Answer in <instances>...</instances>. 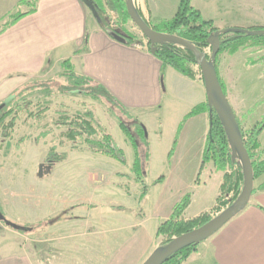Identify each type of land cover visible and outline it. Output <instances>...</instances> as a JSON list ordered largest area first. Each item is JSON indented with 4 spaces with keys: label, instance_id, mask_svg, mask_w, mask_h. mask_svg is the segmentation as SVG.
<instances>
[{
    "label": "crops",
    "instance_id": "obj_1",
    "mask_svg": "<svg viewBox=\"0 0 264 264\" xmlns=\"http://www.w3.org/2000/svg\"><path fill=\"white\" fill-rule=\"evenodd\" d=\"M21 1L0 0V25L5 26L8 17L17 11ZM162 1L164 0H134V4L143 19L157 24L173 19L176 14L173 6L171 12L167 10L172 18H166ZM192 4L197 8L195 0ZM197 10L206 20L213 21L220 30L243 25L237 19L221 18L217 21L201 8ZM21 11L27 12L30 9L22 7ZM254 25L264 27V20ZM263 56L264 50L251 48L239 50L235 54L227 52L219 58V75L226 86L228 101L241 127L249 122L244 115L245 105L241 103V95L238 93L242 87V74L245 70H252L259 65L264 71V62L260 61ZM250 58L257 59L248 68L246 61ZM66 61H70L78 76L103 85L132 117L145 126L149 137L151 162L155 146L161 143L163 125L151 130L143 115L162 108L165 99L163 86L172 94L178 93L177 107L186 111H181L178 122L171 129L169 149L170 146L177 147V152L180 153L182 145L191 144V132L180 133L181 126L186 121V128L193 126L198 129L192 145L198 150L199 161H203L210 132V116L203 113L186 118L195 107L207 104L206 88L200 74L195 73L196 77L191 79L171 67L163 66L150 53L146 39H139L136 46H126L113 39L101 28L94 12L81 0H40L36 12L23 17L14 26L0 30V103L29 86L34 80L52 79L65 72ZM192 69L196 72L195 67ZM262 135L260 144L264 154ZM209 172L206 179H201L202 175H199V179L192 180L188 190L191 204L183 215L186 221L210 213L215 216L222 211L219 203L221 195L225 193V173L217 172L214 167H210ZM215 174L219 176L216 175L215 182L209 187L206 181H212ZM263 184L264 175L255 180L254 193L247 208L204 242L183 264H264V189H260ZM208 188L213 191V194L210 192V201L207 200ZM179 202L167 205V212L163 216H148L145 212L148 205L143 206L140 214L135 213L139 211V207H122L123 212H128L126 238L122 243L116 241L114 247L110 244L105 247L103 245L105 252L102 257H97L94 253L83 259L64 257V252L71 251V243L57 244L56 251L61 254L54 256L47 255L49 250L43 245L3 242L0 243V264H50L47 260L52 256L54 258L52 257L51 264H143L154 251L163 246L164 238L157 235L158 229L163 222L170 219ZM81 210L90 212L87 207L74 209L68 214L69 217L64 218V222H56L51 228L61 231L64 227L85 224L88 226V233L94 231L95 224L91 223L90 214L86 216ZM57 215L46 216L35 223L41 224L46 219L57 218ZM10 232H13L11 237L14 240L17 239L16 234L21 236L15 230ZM88 248L95 249L90 244Z\"/></svg>",
    "mask_w": 264,
    "mask_h": 264
},
{
    "label": "rangeland",
    "instance_id": "obj_2",
    "mask_svg": "<svg viewBox=\"0 0 264 264\" xmlns=\"http://www.w3.org/2000/svg\"><path fill=\"white\" fill-rule=\"evenodd\" d=\"M92 1L107 11L106 16L112 28L116 29L119 17L108 5L109 0ZM161 3L162 10L166 11V18L171 19V13L167 12H171L173 6L177 12L180 0H164ZM195 6L217 21L229 18L237 19L239 24H243L232 28H257L259 26L254 24L264 20V0H195ZM125 28L139 39H146L132 21H129ZM3 29L1 24L0 30ZM255 48L264 50L263 47ZM209 50L211 49L206 50V53L211 57L212 50L211 53ZM256 59L250 58L246 61L248 68ZM192 67L196 68L195 73L200 74L202 78L200 68L197 65ZM64 73L44 81L34 80L30 85H37L38 89L30 95L21 94L22 90L14 93L11 96L15 97L10 107L12 113L0 125V208L10 222L23 227H35L25 233L17 232L21 236L16 234L17 239L14 240L11 237L14 234L10 232L14 229H8L0 222V243L43 245L49 250L46 254L54 256L61 254L56 251L57 244L71 243L73 248L71 247L70 252H64V257L83 259L91 253L102 257L105 252L103 245L105 247L110 244L114 247L126 238L128 212H123L122 207H139V211L135 213L140 214L143 206L148 205L145 208L148 216H163L167 212V205L181 201L188 194L192 180L199 179V175H202L201 179H206L210 167L216 168L213 163L204 165L203 161H199L198 150L192 145L198 129L193 126L186 128V121L183 122L180 133L191 132V144L182 145L180 153L177 152V147L170 146L169 149L171 129L178 122L181 111L185 113L186 109L177 107L178 93L172 94L164 86L165 99L162 108L143 115L151 130L163 125L161 143L155 146V153L152 162L150 158L151 163L143 175V182H137L132 172L134 149L120 128V119L130 127H133L132 121L120 110L102 100H93L85 94L64 93L63 87L72 86L77 82L72 77L62 75ZM238 77L241 79L240 75ZM242 77V87L240 86L238 93L241 95V103L245 105L244 115L249 121L248 125H243L242 130L248 132L264 122V71L259 65L252 70H245ZM41 85L45 86L39 87ZM2 104L0 103V107ZM86 112H92L97 123L105 127L114 138L118 147L125 153V164L95 154L85 145L75 144L66 138L68 128L61 123L66 119L73 120ZM14 118V128L8 129L9 138H5V129ZM208 126L210 129V118ZM262 138L264 141V132ZM141 149L146 151L142 144ZM52 150L59 156L66 155V160L50 166L48 159ZM42 165L44 175L41 178L39 169ZM234 171L241 174V166L238 164L228 168L225 175H231ZM216 175L212 181H206L209 187L219 176ZM160 179L161 182H158ZM208 189L207 200L210 201L213 191ZM227 195H230V192L221 195V210L227 205L224 200ZM81 207L89 208L90 212H81H85L86 216L90 214L91 223L95 224L94 231L88 233V226L85 224L64 227L61 231L51 228L56 222H64V218L69 217L71 211ZM49 215H57V218L46 219L41 224L35 223ZM206 215L211 219L217 216H213V213ZM6 233L8 235H5ZM160 237L164 238V243L167 241V237ZM88 244L93 245L95 249L88 248ZM202 245L204 244H200L198 249ZM42 253L44 254V251ZM52 257L47 260L50 264L53 262Z\"/></svg>",
    "mask_w": 264,
    "mask_h": 264
},
{
    "label": "trees",
    "instance_id": "obj_3",
    "mask_svg": "<svg viewBox=\"0 0 264 264\" xmlns=\"http://www.w3.org/2000/svg\"><path fill=\"white\" fill-rule=\"evenodd\" d=\"M39 1L40 0H22L18 5L17 11L8 17L7 22L4 26L5 29L14 26L23 17L36 12ZM81 1L86 5L89 2L93 3V7L95 9V13L101 25V28L110 37L126 46H136L139 43V38L136 35L130 33L125 28L129 21H131L127 11L125 0H109L108 3L113 12H115L119 17L118 22L116 23V29L112 28L108 16H106L107 11H105L102 6H100L96 2H93L92 0ZM22 7L29 8L30 11L23 12L21 11ZM148 25L158 33L176 35L191 42L198 48L200 52L206 55L208 60H210L211 57L206 53V50H212L211 45L209 44V39L213 37L218 31H220V29L215 27L213 21L206 20L202 16L201 12L193 7L192 0H180L177 12L173 19L169 21H162L157 24L148 22ZM245 30L264 31V27L249 29L227 28L224 29V31L227 32L223 33L220 36V51L214 65L219 77L220 84L226 96V86L221 79L218 70L220 56L227 52L230 54H235L239 50H247L255 47L264 48V35L251 36L244 33L243 31ZM156 48L157 53L155 57L163 63V66L171 67L178 73L188 78L194 79L196 77V74L192 69V66H196V57L187 49L174 44L157 45ZM260 61L264 62V57ZM64 66L65 73L62 75L69 76L77 80L74 85L63 87L62 91L64 93L71 92L74 94H85L91 97L93 100H102L108 105L120 110V112L124 116L132 121L133 127H130L126 122L120 119V128L124 132L126 138L129 140L130 145L134 149L135 159L132 172L136 177V181L142 183L143 175L151 158L149 151L148 134L145 126L142 123L138 122L134 117H132V115L127 112V110L103 85L96 83L92 79L75 74L70 61H66L64 63ZM42 86L45 85H41L39 87ZM37 89V85H30L24 88L20 93L26 96L28 94L30 95L34 93ZM14 101L15 97H12V100L8 105L3 107L2 109L0 108V125L3 124L4 120L9 115H11L12 111L10 107L14 103ZM207 112H209L208 104L198 105L187 115L186 118H192ZM15 122V118L9 122L8 127L5 129V138H9V134L7 133V131L8 129L12 130L14 128ZM61 124L68 128L66 138L71 142L75 144L85 145L91 152L95 154L106 156L123 164L126 163L125 153L118 147L114 138L107 131V129L97 123L92 112H86L85 114L79 115L73 120L66 119ZM239 126L242 131L245 147L252 160L255 180H257L264 175V155L261 151L260 144V137L264 132V122L256 125L248 132H244L242 130L240 123ZM141 144L146 148L145 152L141 149ZM66 158V155L59 156L55 152V150H52L51 155L48 159V163L50 166H53L54 164L62 163L66 160ZM210 163H213L217 172L220 173H225L228 168H233L238 165L237 163L232 161V150L229 145V140L225 129L216 113H214L212 117V126L210 127L207 146L203 157L204 165ZM161 180L162 179H160L158 182H161ZM243 180V173L239 174L234 171L231 175H225L224 192L227 194L231 191L235 192L233 202L238 198L242 191ZM260 189H264V184L260 187ZM144 190L146 193L147 187H145ZM190 204L191 196L187 194L174 207L170 219L160 225L157 235L159 237H167V241L163 244V246L168 245L174 238L191 232L211 220V217H209L208 215H203L197 219L186 221L183 218V215ZM0 210L2 211L1 208ZM21 227L23 228V230L18 231L20 233H25L27 231L35 229V227ZM198 246H193L179 252L178 254L171 257L166 264L185 263L190 255L193 252L197 251Z\"/></svg>",
    "mask_w": 264,
    "mask_h": 264
},
{
    "label": "water",
    "instance_id": "obj_4",
    "mask_svg": "<svg viewBox=\"0 0 264 264\" xmlns=\"http://www.w3.org/2000/svg\"><path fill=\"white\" fill-rule=\"evenodd\" d=\"M127 11L130 20L142 32L144 37L150 44V53L155 56L157 53V45L174 44L184 49H187L196 57V65L200 68L201 76L206 88L207 104L209 106L210 123L212 126V117L216 113L220 119L225 132L227 134L229 145L232 150V161L239 164L243 173V187L238 198L225 210H222L216 217L212 218L203 226L194 229L191 232L183 234L174 238L168 245L161 246L143 263V264H166L168 260L179 252L198 246L217 232L225 227L231 220L241 214L249 205L255 188V175L252 160L245 147L241 128L239 126L236 114L231 107L226 94L220 84L219 77L215 68V60L220 51V36L227 32L224 30L218 31L213 37L209 39V44L212 48L211 59L208 60L206 55L198 50V48L191 42L178 37L176 35H169L158 33L154 31L148 22L141 17L135 7L134 0H125ZM87 6L95 13L93 3L89 2ZM97 17V16H96ZM251 36H262L264 31H243ZM12 97L7 99L1 109L8 105ZM44 175V166H40L39 176ZM0 222L5 223L15 231H22L20 225L7 220L5 215L0 210Z\"/></svg>",
    "mask_w": 264,
    "mask_h": 264
},
{
    "label": "built area",
    "instance_id": "obj_5",
    "mask_svg": "<svg viewBox=\"0 0 264 264\" xmlns=\"http://www.w3.org/2000/svg\"><path fill=\"white\" fill-rule=\"evenodd\" d=\"M208 52L211 53V50H209ZM208 54H209V53H208ZM210 55H211V54H210ZM233 199H234V194H233V193H231L230 195H227V196L224 198V200H226L225 202L227 203V205H226L225 207H223L222 210H225L227 207H229V206H230V203L233 201Z\"/></svg>",
    "mask_w": 264,
    "mask_h": 264
},
{
    "label": "flooded vegetation",
    "instance_id": "obj_6",
    "mask_svg": "<svg viewBox=\"0 0 264 264\" xmlns=\"http://www.w3.org/2000/svg\"><path fill=\"white\" fill-rule=\"evenodd\" d=\"M49 164V163H48Z\"/></svg>",
    "mask_w": 264,
    "mask_h": 264
}]
</instances>
